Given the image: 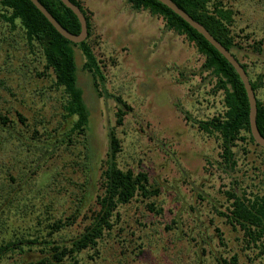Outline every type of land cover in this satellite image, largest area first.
Wrapping results in <instances>:
<instances>
[{
	"label": "rangeland",
	"instance_id": "obj_1",
	"mask_svg": "<svg viewBox=\"0 0 264 264\" xmlns=\"http://www.w3.org/2000/svg\"><path fill=\"white\" fill-rule=\"evenodd\" d=\"M81 1L92 20L89 41L104 65L107 87L122 95L132 109L118 124V102L98 94L91 74L82 68L85 56L76 47L79 81L92 113L89 155L86 158L85 146L79 142L70 150L58 146L49 158L31 165L25 159L30 149L34 158L42 155L49 136L63 129L61 101L57 94L44 91L53 86L51 72L38 77L44 66L33 65L24 42L0 21V107L9 111L11 119L18 120L17 112L26 119L18 135L0 131V189L25 174L26 202L36 210L15 221L16 229L26 230L40 214L43 228L56 216L72 221L68 219L78 207L82 214L75 223L54 237L70 239L90 223L93 212L88 210L99 207L108 130L115 126L122 144L121 167L146 171L159 194L120 205L112 231L95 248L78 254L81 264H213L220 255L234 254L241 264H264L258 247L248 244L243 230L223 215L232 203L227 192L234 178L248 196L264 195V150L240 141L235 148L238 170L229 175L223 168L221 140L196 122L222 116L226 109L223 92L203 69L204 55L185 35L168 29L162 16L134 9L128 0ZM224 2L235 11L234 51L248 64L253 79L262 80L259 95L264 97V52L259 48L264 47V0ZM2 10L0 6V14ZM28 67H33L31 73ZM1 81L7 82V88ZM45 161L59 172L54 179L48 172L40 173L38 165ZM86 176L91 177L87 198L81 187ZM12 232L0 227V241ZM22 257L9 254L2 263Z\"/></svg>",
	"mask_w": 264,
	"mask_h": 264
},
{
	"label": "trees",
	"instance_id": "obj_2",
	"mask_svg": "<svg viewBox=\"0 0 264 264\" xmlns=\"http://www.w3.org/2000/svg\"><path fill=\"white\" fill-rule=\"evenodd\" d=\"M40 1L65 28L76 34L81 32L82 25L78 16L61 0ZM72 1L81 7L88 22L89 36L81 43H74L63 36L31 0H0V6L3 9L0 21L9 26V32L13 33L14 38L18 35L24 42L29 53L33 56L31 59L33 65L37 63L44 66L43 73L37 71V76L44 77L51 72L53 86L45 88L44 91L59 96L63 111L64 120L60 123V128L63 127V129L61 128V132L56 136L53 134L49 136L50 141L45 143L46 147L42 155L38 154L37 158H34L33 151L30 149V154L25 156L31 165L49 158L53 151L59 148L58 146H65V150H70L71 146H77L79 142L85 146L86 158L89 155L88 134L92 113L86 103L84 90L79 81L76 47H79L85 56L82 68L91 74L98 94L106 98H114L118 102L117 123L122 124L127 111L132 109L122 95L109 91L104 65L89 41L93 32L90 14L81 0ZM174 1L194 19L202 23L242 63L257 97V123L264 136V97L259 95L262 80L253 79L248 64L242 62L234 51L238 45L232 28L235 11L224 0ZM128 2L134 9H145L154 15L162 16L168 29L185 35L204 55L203 69L215 79V88L223 92L226 109L222 116L200 119L196 122L202 130L216 134L221 140L223 168L229 175L235 174L240 166V159L235 148L240 141L251 142L264 150V147L256 142L251 132L250 102L241 76L232 63L202 33L165 3L160 0H128ZM9 37L11 34L5 36L4 40L8 41ZM16 42H19L17 38ZM259 48L261 52H264V47ZM37 67L34 66L35 69ZM28 68L31 73L33 67ZM1 83L7 88L6 81H1ZM17 116L18 120L11 119L9 111L0 107L2 135L9 131L13 136V133L18 135L22 132L20 124L26 122V119L20 112H17ZM69 121H71L70 124ZM36 136L40 137V135ZM108 137L110 146L106 167L99 180L101 192L97 194L99 207L88 210L93 212L90 223L70 239L59 240L54 235L75 223L76 218L82 214L80 207L73 211L68 219L72 221L64 222L63 217L58 216L57 218L56 216L53 223H49V226L43 228L41 226L43 224L42 215L40 214L33 218L36 223H29V227L24 228L26 230L19 231L22 228L16 229L15 221L24 219L32 214L31 212L36 211L33 205H28L26 202L28 198L23 187L25 174L20 176V180L13 178L12 184L0 189V227L7 231L12 228L13 231L11 237H3V240L0 241V264H3L7 255L15 253H19L23 257L14 260L11 264H68L70 261L67 259L71 260V264H81L78 254L88 248H95L99 241L112 231L117 223L118 217L116 216L120 214V205L127 204L135 198L146 199L159 194V189L150 182L146 171L136 172L132 168L121 167L118 158L122 151V144L115 126L109 128ZM31 157L34 159L33 161ZM38 166L41 174H50L52 179L59 174V172L52 171V166L47 161ZM86 177V182L82 183L81 187L86 191L87 194L84 197L87 198L90 188L87 184L91 183V177ZM16 181L19 182L15 183ZM247 191L240 186L237 178H234L232 190L227 192L232 203L228 208V213H223V215L232 225L239 226L243 230L248 244L258 247L264 257V195L248 196ZM49 214L54 218V215ZM87 214L88 212L85 216ZM202 263L200 262V264ZM5 264H10V262ZM213 264H241V262L239 255L234 254L230 257L220 255Z\"/></svg>",
	"mask_w": 264,
	"mask_h": 264
},
{
	"label": "water",
	"instance_id": "obj_3",
	"mask_svg": "<svg viewBox=\"0 0 264 264\" xmlns=\"http://www.w3.org/2000/svg\"><path fill=\"white\" fill-rule=\"evenodd\" d=\"M31 1L41 10V12L48 18V20L55 26V28L67 39L73 41L74 43H81L88 38L89 28L86 15L84 14L81 7L74 3L72 0L61 1L71 10H73V12L78 16L82 25V30L79 34L73 33L67 28H65L40 0ZM160 1L165 3L171 9H173L176 13H178L186 21H188L194 28H196L200 33H202L206 37V39L209 40L236 68L237 72L239 73L244 82L249 97L251 132L256 142L264 147V136L262 135L257 123V97L252 86L250 77L247 71L244 69L242 63L202 23L194 19V17H192L186 10L181 8L174 0Z\"/></svg>",
	"mask_w": 264,
	"mask_h": 264
}]
</instances>
